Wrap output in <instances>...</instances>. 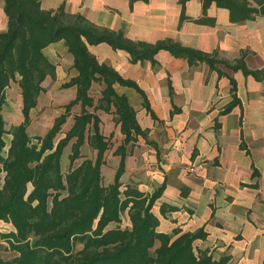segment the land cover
Returning a JSON list of instances; mask_svg holds the SVG:
<instances>
[{
    "label": "trees",
    "instance_id": "obj_1",
    "mask_svg": "<svg viewBox=\"0 0 264 264\" xmlns=\"http://www.w3.org/2000/svg\"><path fill=\"white\" fill-rule=\"evenodd\" d=\"M134 1L137 0H127L129 7ZM186 1L178 0V25L182 21L213 25V18L204 15L211 3L226 9L232 23L264 16V0H200L201 16L192 19L184 14ZM2 2L5 29L0 31V221L9 223L12 229L0 231V250L7 246L14 255L7 259L0 257V264H227L228 255L215 258L211 249L195 245L196 240L206 236L201 227L193 231L156 230L159 219L151 208L163 185L147 194L119 181L127 147L138 137L147 144L154 143L146 138L148 129L138 125L127 97L116 93L113 84L133 88L142 98L144 111L152 119L155 115L137 85L98 62L87 45L106 43L112 49L125 51L131 63L141 60L154 63L157 51L165 50L188 65L203 62L218 76L222 72L216 64L232 71L241 70L245 76L257 80H264V69H249L244 61L246 51L231 62L218 57L216 51L208 53L185 47L170 38L152 43L130 40L121 30L97 26L79 13L65 12L62 4L46 10L40 7V0ZM59 40L71 54L76 71L60 88L73 86L74 95L62 105L42 136L29 137L26 132L29 110L35 107L38 94L44 90L43 80L55 76L54 65L41 50ZM15 74L21 121L5 129L1 106L5 89ZM228 79L232 99L221 113L239 104L235 81ZM94 83L99 86L95 100L89 94ZM170 92L168 89L169 95ZM75 105L79 110L71 114ZM96 111L110 113L121 136L112 151V155L118 156L117 167L111 182L106 184L102 183L100 167L109 144L99 129ZM68 116L71 124L55 141ZM4 134H9L7 143ZM68 143V165L61 171L60 159ZM83 143L94 151L92 158L81 157ZM165 210L176 208L162 204L158 208L160 215ZM122 214L126 219L123 225Z\"/></svg>",
    "mask_w": 264,
    "mask_h": 264
},
{
    "label": "crops",
    "instance_id": "obj_2",
    "mask_svg": "<svg viewBox=\"0 0 264 264\" xmlns=\"http://www.w3.org/2000/svg\"><path fill=\"white\" fill-rule=\"evenodd\" d=\"M60 4L65 12L79 13L97 26L121 30L133 41L152 43L170 38L185 47L216 51L218 57L231 62L246 51V66L264 69V16L232 23L226 9L211 3L204 15L213 18V25L192 21L178 25V0H137L130 7L127 0H40V7L46 10ZM2 5L0 0V31L5 29ZM184 14L192 19L200 17V0H187ZM87 50L98 62L133 81L155 115L152 119L144 111L142 98L133 88L113 84L116 93L127 97L138 125L148 129L146 138L154 143L138 137L128 147L119 181L147 194L163 185L151 208L159 219L156 230L193 231L201 227L206 236L195 245L211 249L213 257L228 255L227 264H264V80L221 64L215 65L222 72L218 76L203 62L188 65L165 50L157 51L154 63H131L125 51L103 42L87 45ZM41 52L54 65L56 87L76 75L72 56L61 40L46 45ZM229 77L235 81L239 104L221 113L232 99ZM50 79L46 77L42 83ZM17 80L15 74L1 106L7 127L21 121ZM62 89L70 100L74 87ZM112 156L111 180L118 163V156ZM198 164L202 166L196 171H186ZM161 204L176 210L160 215Z\"/></svg>",
    "mask_w": 264,
    "mask_h": 264
},
{
    "label": "rangeland",
    "instance_id": "obj_3",
    "mask_svg": "<svg viewBox=\"0 0 264 264\" xmlns=\"http://www.w3.org/2000/svg\"><path fill=\"white\" fill-rule=\"evenodd\" d=\"M54 79V78H53ZM53 79L46 80L42 83L44 90L40 92L36 98V106L30 112L29 123L26 128L27 135L29 137L42 136L48 127L51 125L52 119L62 110V105L69 100L70 95L66 93V89L56 87ZM99 86L97 84H92L89 90V94L95 100L98 97ZM79 110L78 106L75 105L71 108V114L77 113ZM141 112L138 111V121L141 122ZM20 114V113H19ZM96 114L99 117V129L101 133L108 139L109 148L104 152L105 162L100 167L101 180L103 184L111 182L110 176L112 175V170L114 168V157L111 152L115 146L120 142V137L118 136L117 126L113 125L112 115L110 113H104L102 111H96ZM4 119L7 122L6 115ZM71 116H68L65 119V122L60 126L59 132L55 136L54 140L62 137L64 132L68 129L71 124ZM4 126L7 129V123ZM15 124V123H13ZM9 134L3 135V140L5 143L8 142ZM34 141V140H32ZM130 147V146H128ZM127 147V150H128ZM69 152V143L63 148V152L60 159L61 171H64L67 168L68 161L66 155ZM128 152V151H127ZM81 157L92 158L94 156V151L86 144L80 147ZM187 171V168H186ZM188 172V171H187ZM190 173V172H189ZM2 174H0L1 176ZM124 183V182H122ZM126 222L125 215H121V224L123 225ZM110 225V224H109ZM12 229L9 223L0 221V231H8ZM14 255V252L8 249L5 246L4 249L0 250V257L2 258H11Z\"/></svg>",
    "mask_w": 264,
    "mask_h": 264
},
{
    "label": "built area",
    "instance_id": "obj_4",
    "mask_svg": "<svg viewBox=\"0 0 264 264\" xmlns=\"http://www.w3.org/2000/svg\"><path fill=\"white\" fill-rule=\"evenodd\" d=\"M201 166H202L201 164H198L196 166H188L187 171L192 173V172L196 171L197 168H201Z\"/></svg>",
    "mask_w": 264,
    "mask_h": 264
}]
</instances>
